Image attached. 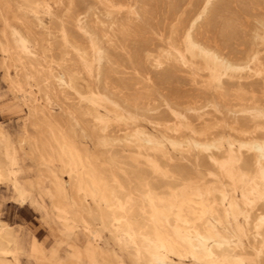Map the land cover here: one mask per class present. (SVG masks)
<instances>
[{
  "label": "rangeland",
  "instance_id": "obj_1",
  "mask_svg": "<svg viewBox=\"0 0 264 264\" xmlns=\"http://www.w3.org/2000/svg\"><path fill=\"white\" fill-rule=\"evenodd\" d=\"M199 1L0 0L4 264H264V75L219 81L186 51ZM242 1L214 5L239 19L234 40L196 35L235 65L264 22V0ZM230 150L246 174L235 192L208 158Z\"/></svg>",
  "mask_w": 264,
  "mask_h": 264
},
{
  "label": "bare ground",
  "instance_id": "obj_2",
  "mask_svg": "<svg viewBox=\"0 0 264 264\" xmlns=\"http://www.w3.org/2000/svg\"><path fill=\"white\" fill-rule=\"evenodd\" d=\"M218 1V0H201L198 2V5H194L196 8H193L195 9L194 12H192L193 14L191 15L190 19L188 20V28L186 29V32L184 33L185 36L184 37V41L185 42V46H186V51L191 55V56H196V55H200L201 57H203L207 62H209L212 66V72H214L215 75H217V80L220 81V78L222 76V73H225V75H227V73L229 72H233V73H242V72H249L250 74L253 73L254 76L256 77H261L264 75V22L261 23V34H259L258 32L256 33V36H255V39L257 41V45L255 47H253V49L249 50L248 54L246 55V59H244L245 61H243V63H238L240 65H238L236 63L233 64L234 62H231L229 60H227L226 56V60L222 59L220 54L217 53V51H219L217 49V51H214L212 52L211 50H209L208 48H205L204 46H202V44L199 43V41L197 40L196 38V35L197 33L199 32L200 34L199 35H204L206 36V34L210 31H215L218 30V34L221 38H223L225 41H229V40H234V38L238 37L237 33L239 31L238 28L239 25H240V21L237 17H222V12H218L217 9L214 8V5H215V2ZM221 1L225 2V0H220V3ZM240 1V0H239ZM242 1V0H241ZM247 1V0H246ZM231 2V1H230ZM243 2L245 1H242L241 3L243 4ZM254 2V1H253ZM59 3V2H58ZM196 3H197V0H196ZM256 3V2H255ZM223 4V3H222ZM228 4V3H227ZM239 4V2H238ZM246 4V2H245ZM251 4V3H250ZM249 4V6H250ZM57 5V4H56ZM218 5V3H217ZM220 5V4H219ZM240 5V4H239ZM254 5V4H253ZM224 6V5H223ZM253 7V6H252ZM214 8V9H213ZM228 9V8H227ZM214 13V18L212 20H209L207 19L208 18V15L209 13ZM187 21V20H186ZM260 22V21H259ZM83 23V22H82ZM17 25V24H16ZM85 25V24H84ZM37 26V25H36ZM220 26V28H218ZM238 29V31H237ZM242 29V28H241ZM87 30V29H86ZM201 31V32H200ZM52 32V31H51ZM217 32V31H215ZM240 32V31H239ZM243 35V33H242ZM245 35V34H244ZM243 37V36H242ZM245 37V36H244ZM247 37V36H246ZM240 39H241V36H240ZM244 40H248V39H245ZM243 40V41H244ZM224 41V42H225ZM240 41V40H238ZM250 41V40H249ZM255 41V40H253ZM246 42V41H244ZM243 42V43H244ZM248 42V41H247ZM252 42V41H251ZM214 43V42H212ZM218 43V42H217ZM236 43V42H235ZM209 44V43H208ZM233 44V43H232ZM220 45V44H218ZM243 45V44H242ZM246 45V43L244 44ZM248 45V44H247ZM250 45V44H249ZM212 46V45H210ZM227 46V45H226ZM229 46V45H228ZM227 46V47H228ZM232 46V45H231ZM240 46V45H239ZM221 47V46H220ZM225 48V46H223ZM229 48V47H228ZM234 48V47H233ZM240 48V47H239ZM249 48V46H248ZM222 49V48H221ZM227 49V48H226ZM225 49V50H226ZM245 49V48H244ZM247 49V48H246ZM223 50V49H222ZM241 50V49H239ZM243 51V50H242ZM246 51V50H244ZM234 53H236L235 49H234ZM238 53V52H237ZM230 54V53H229ZM232 54V53H231ZM239 54V53H238ZM242 54V52L240 53ZM228 55V54H226ZM235 55V54H234ZM244 55V54H243ZM241 55V56H243ZM231 56V55H230ZM237 56V55H235ZM234 57V56H233ZM180 58V57H179ZM230 58V57H229ZM240 58V57H239ZM232 59V58H231ZM230 59V60H231ZM234 59V58H233ZM101 61V60H100ZM102 62V61H101ZM95 63V61H94ZM211 69V68H210ZM222 72V73H221ZM252 74V75H253ZM252 78V77H251ZM105 85V84H104ZM71 88V87H70ZM54 97V96H53ZM105 99V98H104ZM91 103V102H90ZM93 103V102H92ZM94 104V103H93ZM96 105V104H94ZM235 115H233L234 117ZM246 116V115H245ZM244 116V117H245ZM249 116V115H248ZM254 116L256 117H262L264 118V111H255L254 112ZM238 117V116H237ZM242 117V116H241ZM104 118V117H103ZM246 118V117H245ZM238 119V118H237ZM236 119V120H237ZM244 118H242V121H243ZM235 120V119H234ZM246 120V119H245ZM248 120V119H247ZM239 121V120H238ZM237 122V121H236ZM240 122V121H239ZM238 123V122H237ZM235 124V123H234ZM104 129V128H103ZM156 129V128H155ZM240 129H244V128H240ZM239 129V130H240ZM135 130V129H134ZM247 130V129H245ZM140 132V131H139ZM242 132V131H241ZM247 133H250L247 132ZM145 134V133H144ZM144 136V135H143ZM147 138V137H146ZM155 138V137H154ZM147 140V139H146ZM229 140V139H228ZM143 141V140H142ZM169 141V140H168ZM174 141V140H173ZM196 141V140H194ZM220 141V140H219ZM231 141V139H230ZM238 141V140H236ZM249 141V140H248ZM254 141V140H253ZM212 142V141H211ZM258 142V141H257ZM264 142V141H262ZM260 142V144L262 143ZM230 143V142H229ZM242 143V142H241ZM253 143V142H251ZM147 144V143H146ZM212 144V143H211ZM256 144V143H255ZM255 145L253 146L252 148L254 150H256L259 154V157L256 158V169L258 171V176H260V178L264 181V167L262 165V162L259 158H263L264 159V147L262 146V144L260 145ZM174 145V144H173ZM180 145V144H179ZM216 145V143H215ZM214 145V146H215ZM239 145V144H238ZM237 145V147H238ZM247 145V144H246ZM246 145H239L240 148H244L246 147ZM160 146V145H159ZM199 146V145H197ZM229 146H231V144H229ZM251 146V145H250ZM196 147V146H195ZM201 149L205 150V151H208L210 149V146L209 145H201L199 146ZM219 147V146H218ZM249 147V146H248ZM197 148V147H196ZM199 148V149H200ZM212 148V147H211ZM250 148V147H249ZM251 148V149H252ZM214 149V148H213ZM238 149V148H237ZM247 149V148H246ZM159 150V149H158ZM217 152H222V147L220 148H216L215 149ZM236 150V149H235ZM210 151V150H209ZM224 151V150H223ZM255 151V152H256ZM256 152V153H257ZM240 153V152H239ZM202 154V152H201ZM216 154V153H215ZM238 154V153H237ZM236 154V156L234 155V152L233 150H230V155L225 159V160H221L219 158V156L217 155H213L210 154V156L208 157L210 162H211V165H213L214 169L216 168L217 171L221 174V176H223L224 178H227L228 179V183L230 181V183H232V185L234 186V192L236 191L237 189V186L239 184H243L244 182V178L246 176V174L242 171V168H241V158H240V155L238 156ZM243 154V153H242ZM251 154V153H250ZM253 154V153H252ZM204 155V154H203ZM207 155V154H206ZM220 155V154H219ZM247 155V154H246ZM257 155V154H255ZM199 159V157H197ZM205 158V157H203ZM249 159V157H247ZM197 159V161H198ZM207 159V158H206ZM254 159H255V156H254ZM253 159V161H254ZM208 161V160H207ZM247 161V160H245ZM48 163V162H47ZM201 163V162H200ZM199 163V164H200ZM209 163V162H208ZM50 165V164H49ZM241 165V166H240ZM208 167V166H205V168ZM248 167V166H247ZM204 168V167H203ZM244 168V167H243ZM252 168V167H251ZM198 169V168H197ZM199 170V169H198ZM196 171V170H195ZM204 171V170H203ZM213 171V170H212ZM215 171V170H214ZM256 171V173H257ZM198 172V171H197ZM216 172V171H215ZM206 173V172H205ZM209 174V173H208ZM1 175V174H0ZM201 175V174H200ZM206 174H204V177H205ZM210 176L213 174H209ZM208 175V176H209ZM257 175V174H256ZM180 177V176H179ZM199 177V176H198ZM197 177V178H198ZM189 178V177H188ZM223 178V179H224ZM208 179V178H207ZM221 179V178H220ZM248 179V178H247ZM1 180V179H0ZM182 180V179H181ZM224 181V180H223ZM262 181V183L264 184V182ZM194 182V181H193ZM222 182V181H221ZM227 182V181H226ZM254 182V181H253ZM185 184V183H184ZM216 184V183H215ZM258 184V183H257ZM62 186V184H60ZM59 185V186H60ZM247 185V184H246ZM252 184H250L251 186ZM79 186V185H78ZM224 186V185H223ZM226 186V185H225ZM228 186V185H227ZM253 186H254V183H253ZM259 186V185H258ZM82 187V186H81ZM229 187V186H228ZM252 187V186H251ZM249 187V188H251ZM257 187V186H256ZM58 188V187H57ZM61 188V187H60ZM258 188V187H257ZM257 188H251L249 193L250 194H259V191ZM261 188V187H260ZM62 189V188H61ZM263 189V188H262ZM229 190V188H228ZM248 190V189H247ZM58 191V189H57ZM61 191V190H60ZM65 192V191H64ZM223 192V191H222ZM262 192V191H261ZM62 193V192H61ZM232 193V192H231ZM230 193V194H231ZM248 191L245 193V192H241V206L242 209H240V211H238L237 213L240 214V216L244 219L243 221H246L248 222L249 220V209L251 208V204L252 201L248 198ZM229 194V195H230ZM249 194V195H250ZM62 195V194H61ZM252 196V195H251ZM66 197V196H65ZM63 196V198H65ZM230 198V196H228ZM235 197V196H234ZM57 198V197H56ZM62 198V197H61ZM227 197H225L226 199ZM233 198V197H232ZM231 198V199H232ZM261 198V197H260ZM263 198V197H262ZM229 200V199H228ZM235 200V199H234ZM237 200V199H236ZM55 201V200H54ZM239 201V200H238ZM237 201V202H238ZM231 202V201H230ZM258 202V201H257ZM256 202V203H257ZM232 203V202H231ZM230 204V203H229ZM233 204V203H232ZM231 207V205H230ZM235 207V206H234ZM66 208V207H65ZM223 208H226V207H223ZM238 208V207H237ZM61 210V208H59ZM234 209V208H233ZM58 210V209H57ZM59 210V211H60ZM237 210V209H236ZM235 210V211H236ZM224 211V210H223ZM222 211V212H223ZM234 211V210H233ZM231 211V212H233ZM69 212V211H68ZM230 212V213H231ZM62 214H64V211L61 212ZM229 213V212H228ZM65 215V214H64ZM69 215V214H68ZM67 215V216H68ZM229 215V214H228ZM232 215V214H231ZM235 215V214H234ZM236 216V215H235ZM239 216V215H238ZM260 216V215H259ZM116 217V216H115ZM237 217V216H236ZM235 218V217H234ZM241 218V219H242ZM121 219V218H120ZM227 219V218H226ZM68 220V219H67ZM236 220V218H235ZM213 221V220H212ZM241 220V222H243ZM259 223L260 225L261 224H264V216H260L259 217ZM127 222V221H126ZM125 223V221H124ZM128 223V222H127ZM218 223V222H217ZM245 223V222H244ZM115 224V223H114ZM120 224V223H119ZM126 224V223H125ZM87 224H85L86 226ZM131 225V224H130ZM230 225V224H229ZM245 225V224H244ZM259 225V224H258ZM89 226V225H88ZM238 226V225H237ZM121 227V226H120ZM232 227V226H231ZM245 227V226H243ZM87 228V227H86ZM128 229V228H127ZM125 229V230H127ZM133 229V228H132ZM233 229V228H232ZM238 229V228H237ZM241 229V228H240ZM243 229V228H242ZM131 230V229H130ZM140 230V229H139ZM176 230V229H175ZM244 230V229H243ZM89 231V237L91 240L95 241L96 238L99 237V232L98 231H94V230H90L88 229ZM132 231V230H131ZM130 231V232H131ZM121 233V232H119ZM133 233V231H132ZM160 233V232H159ZM124 234V233H123ZM157 234V233H156ZM199 234V233H198ZM127 235V234H125ZM161 235V234H160ZM200 235V234H199ZM243 235V234H242ZM116 236L118 237V234H116ZM135 236V235H134ZM258 236V235H257ZM132 237V236H131ZM144 237V236H143ZM142 237V238H143ZM130 239V237H128ZM134 238V237H132ZM146 239V237H145ZM157 240V238H156ZM161 240V239H160ZM158 241L160 243V245L163 247V243H161V241ZM165 240V239H164ZM163 242V241H162ZM9 243H10V238L8 236V233L6 230H3V228L0 226V264H4V257L7 253V248L9 246ZM166 243V242H165ZM156 244V243H155ZM154 244V245H155ZM159 245V244H158ZM164 249V248H163ZM263 249V248H262ZM261 249V250H262ZM264 251V250H262ZM257 255V254H256ZM258 256V255H257ZM259 259V258H258ZM3 261V262H2ZM157 261V260H156ZM163 263V262H162ZM161 263V264H162ZM260 263V261H259ZM262 264V263H261Z\"/></svg>",
  "mask_w": 264,
  "mask_h": 264
}]
</instances>
